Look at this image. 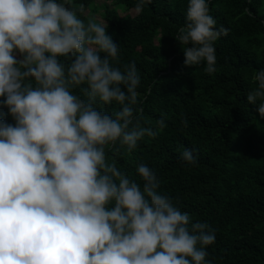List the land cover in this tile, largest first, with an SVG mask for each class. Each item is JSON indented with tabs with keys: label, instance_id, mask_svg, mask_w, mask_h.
Instances as JSON below:
<instances>
[{
	"label": "clouds",
	"instance_id": "1",
	"mask_svg": "<svg viewBox=\"0 0 264 264\" xmlns=\"http://www.w3.org/2000/svg\"><path fill=\"white\" fill-rule=\"evenodd\" d=\"M85 16L75 0H0V107L15 121L0 119V264H212L215 230L163 194L153 168L138 164L137 180L109 162L167 125L141 126L136 64L119 67L108 25ZM216 23L208 0H187L174 38L185 67L216 71L229 31ZM253 79L246 99L264 120V68ZM180 159L197 162L190 148Z\"/></svg>",
	"mask_w": 264,
	"mask_h": 264
},
{
	"label": "trees",
	"instance_id": "2",
	"mask_svg": "<svg viewBox=\"0 0 264 264\" xmlns=\"http://www.w3.org/2000/svg\"><path fill=\"white\" fill-rule=\"evenodd\" d=\"M96 1L75 4L85 6L86 20L98 14L108 25L119 45V67L136 64L141 126L155 129L161 118L167 125L131 152L108 151L109 162L137 180L138 164L153 168L159 190L193 221L215 230L207 257L212 264H264V120L246 99L255 73L264 68V0H208L216 27L229 30L214 42L213 73L203 62L185 67L183 46L174 39L187 0H148L133 17L127 13L136 0ZM118 108L105 106L109 112ZM0 119L15 123L5 107ZM185 148L194 150L195 164L181 161Z\"/></svg>",
	"mask_w": 264,
	"mask_h": 264
},
{
	"label": "rangeland",
	"instance_id": "3",
	"mask_svg": "<svg viewBox=\"0 0 264 264\" xmlns=\"http://www.w3.org/2000/svg\"><path fill=\"white\" fill-rule=\"evenodd\" d=\"M96 3L99 4V3H101V2H100L99 0H97ZM127 14H129L130 16L133 17V16H135L137 13H135L133 10H131V11H128ZM124 15H125L124 13H121V12H120V16H124ZM95 18L99 19L98 14L95 15ZM99 20H100V19H99ZM100 21H101V20H100Z\"/></svg>",
	"mask_w": 264,
	"mask_h": 264
}]
</instances>
